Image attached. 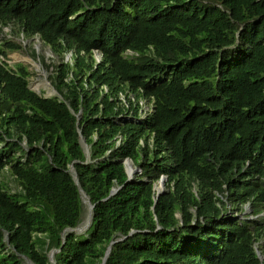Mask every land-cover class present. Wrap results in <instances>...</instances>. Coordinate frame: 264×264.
Instances as JSON below:
<instances>
[{
  "label": "trees",
  "instance_id": "obj_1",
  "mask_svg": "<svg viewBox=\"0 0 264 264\" xmlns=\"http://www.w3.org/2000/svg\"><path fill=\"white\" fill-rule=\"evenodd\" d=\"M6 27L57 94L0 60V264H264V0H0Z\"/></svg>",
  "mask_w": 264,
  "mask_h": 264
},
{
  "label": "rangeland",
  "instance_id": "obj_2",
  "mask_svg": "<svg viewBox=\"0 0 264 264\" xmlns=\"http://www.w3.org/2000/svg\"><path fill=\"white\" fill-rule=\"evenodd\" d=\"M11 40L14 42L20 43V45H22L23 48L13 50V51L9 50L8 56L6 58L0 57V60L6 61L10 67H14L17 64L25 65L28 68V70L31 72L30 77H29V87L30 88H32L33 90H36L40 95L44 97H51V96L56 95L57 92L49 80L50 71H48L41 64L39 59H33L31 56H29L26 52L25 47L27 46V44H30V42H32L31 44L37 49L38 53L45 54L46 60L48 62L51 61L50 58L56 59L51 49L48 46L43 45L42 42L37 37H33L32 39H24L23 34H21L20 37H17L16 35L10 32V28L6 27L4 28V32L0 33V43L8 42ZM66 60H70L72 62L71 55L69 53L66 56ZM37 84H40V88L37 87ZM142 103L144 104L145 107L148 105V104H145L146 102L144 100L142 101ZM125 118H131V116H125ZM158 187H160V185H158ZM228 212L234 213L232 211H228ZM238 216L244 217L246 219L252 218L250 216L249 206L246 207V210L244 212L239 213ZM87 217H88V208L86 206V211L84 212V215L82 217L81 225L85 223ZM84 230H86V228L80 231H84ZM263 244H264V239H261L260 241L256 243V246L259 247V246H262ZM24 263L33 264L27 258H24Z\"/></svg>",
  "mask_w": 264,
  "mask_h": 264
},
{
  "label": "water",
  "instance_id": "obj_3",
  "mask_svg": "<svg viewBox=\"0 0 264 264\" xmlns=\"http://www.w3.org/2000/svg\"><path fill=\"white\" fill-rule=\"evenodd\" d=\"M36 91V90H35ZM37 92V91H36ZM38 93V92H37ZM80 138H81V143H82V145H83V147H84V150H85V152H86V155H87V157H89V146L87 145V143H86V141H85V139L80 135ZM124 163H125V168H126V172H127V174H128V178H129V180L134 176V174L136 173V172H140V168H137V167H134L133 166V162H132V160L131 159H129V158H126L125 159V161H124ZM69 171L72 173V175H73V177H74V179H75V182H76V184H78V177H77V175H76V171H75V168H74V165L73 164H71L70 165V167H69ZM166 179H167V177L166 176H163V177H161V179L159 180V182L158 183H160V184H156L155 185V189H156V199H155V202L157 201V198L159 197V195L160 194H162V192H164V187H165V182H166ZM158 185H160V187H158ZM163 188V189H162ZM117 191V188H113L112 190H111V193H110V195H113L115 192ZM80 193H81V195H82V202L87 206V208H88V217H87V219H86V221H85V225L83 226V227H75V228H67V229H65V231H80V230H82V229H85V228H87L88 226H89V224H90V222H91V216H92V210H93V207H94V204H92L91 202H90V200L86 197V195L84 194V192H83V190L82 189H80ZM131 233H132V231H131ZM115 241H112L110 244H109V246L107 247V249H106V252H105V255H104V257H103V260H102V263L101 264H104L105 263V261H106V259H107V257H108V255L110 254V251H111V245L114 243ZM54 253H55V250H52V251H50V253H49V258H50V260H51V262L54 264V258H53V255H54Z\"/></svg>",
  "mask_w": 264,
  "mask_h": 264
},
{
  "label": "clouds",
  "instance_id": "obj_4",
  "mask_svg": "<svg viewBox=\"0 0 264 264\" xmlns=\"http://www.w3.org/2000/svg\"><path fill=\"white\" fill-rule=\"evenodd\" d=\"M37 38H39V37H37ZM40 40V39H39ZM131 53V52H130ZM69 54L70 55H72V51H70L69 52ZM94 56H95V59H96V62L97 63H99L100 61H101V58H102V54L100 53V52H98V51H95V53H94ZM0 57H2V56H0ZM2 58H4V57H2ZM2 61V60H1ZM32 89V88H31ZM35 91V90H34ZM143 101V100H142ZM142 101H141V103H142ZM145 101V100H144ZM146 103L145 104H148L147 106H151L152 105V108H153V102L152 101H145ZM143 104V103H142ZM144 104H143V107H142V111H145L144 110ZM152 108H151V111H152ZM151 111H147L146 110V114L147 113H149V112H151ZM144 113V112H143ZM142 116H143V114H142ZM158 184V183H157ZM249 210H251L250 208H249ZM261 215H264V213H262ZM256 250H257V254L259 255V257L261 258V259H263V256L261 255V253H260V250L258 249V247L256 246Z\"/></svg>",
  "mask_w": 264,
  "mask_h": 264
},
{
  "label": "built area",
  "instance_id": "obj_5",
  "mask_svg": "<svg viewBox=\"0 0 264 264\" xmlns=\"http://www.w3.org/2000/svg\"><path fill=\"white\" fill-rule=\"evenodd\" d=\"M151 108H152V105H151V106H146V107H144V110H145V111H144V113H143V117H146V115H147V114H146V110H147V111H151Z\"/></svg>",
  "mask_w": 264,
  "mask_h": 264
},
{
  "label": "bare ground",
  "instance_id": "obj_6",
  "mask_svg": "<svg viewBox=\"0 0 264 264\" xmlns=\"http://www.w3.org/2000/svg\"><path fill=\"white\" fill-rule=\"evenodd\" d=\"M25 60V59H24ZM39 66V65H38ZM50 85V84H49ZM37 87L38 88H40V84H37ZM85 225V223L84 224H82V225H80V227H83Z\"/></svg>",
  "mask_w": 264,
  "mask_h": 264
}]
</instances>
